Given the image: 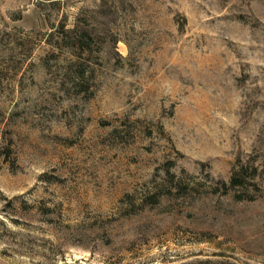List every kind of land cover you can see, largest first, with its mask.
<instances>
[{"label": "rangeland", "instance_id": "rangeland-1", "mask_svg": "<svg viewBox=\"0 0 264 264\" xmlns=\"http://www.w3.org/2000/svg\"><path fill=\"white\" fill-rule=\"evenodd\" d=\"M0 264H264V0H0Z\"/></svg>", "mask_w": 264, "mask_h": 264}, {"label": "trees", "instance_id": "trees-1", "mask_svg": "<svg viewBox=\"0 0 264 264\" xmlns=\"http://www.w3.org/2000/svg\"><path fill=\"white\" fill-rule=\"evenodd\" d=\"M238 182H239L238 179L237 178H234L232 180V185L235 186V185L239 184ZM224 187L226 188V185L225 184H224Z\"/></svg>", "mask_w": 264, "mask_h": 264}]
</instances>
